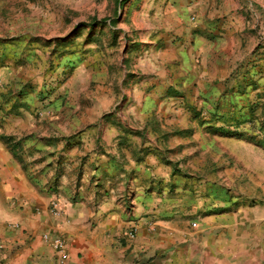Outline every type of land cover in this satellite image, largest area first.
<instances>
[{"label": "crops", "instance_id": "obj_1", "mask_svg": "<svg viewBox=\"0 0 264 264\" xmlns=\"http://www.w3.org/2000/svg\"><path fill=\"white\" fill-rule=\"evenodd\" d=\"M213 48L190 39L173 51L178 68L134 95L124 133L83 135L70 152L22 139L31 127L0 112V264H264V150L185 108L226 89L233 64ZM150 122L170 135L149 141ZM47 233L66 240L68 259Z\"/></svg>", "mask_w": 264, "mask_h": 264}, {"label": "rangeland", "instance_id": "obj_2", "mask_svg": "<svg viewBox=\"0 0 264 264\" xmlns=\"http://www.w3.org/2000/svg\"><path fill=\"white\" fill-rule=\"evenodd\" d=\"M190 39L233 66L218 100L185 108L264 150V0H0L1 122L19 117L32 129L22 139L55 153L124 133L134 95L178 68L173 51ZM148 126L149 141L170 135Z\"/></svg>", "mask_w": 264, "mask_h": 264}, {"label": "built area", "instance_id": "obj_3", "mask_svg": "<svg viewBox=\"0 0 264 264\" xmlns=\"http://www.w3.org/2000/svg\"><path fill=\"white\" fill-rule=\"evenodd\" d=\"M50 213L55 218H61L66 214V207L64 205V202L59 197L52 200ZM136 233H137V229L135 227L129 232V237L133 238ZM43 239L46 242L50 243L51 246L57 252H59L62 260L68 259V254L66 252V240L63 237L61 236L52 237L50 234L47 233L43 236ZM3 249H4V245L0 244V250Z\"/></svg>", "mask_w": 264, "mask_h": 264}]
</instances>
